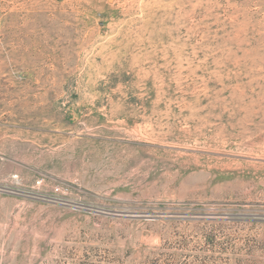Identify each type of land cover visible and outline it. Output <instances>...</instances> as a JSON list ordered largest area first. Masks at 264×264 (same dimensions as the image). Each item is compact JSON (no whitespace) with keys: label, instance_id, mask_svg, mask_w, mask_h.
I'll return each mask as SVG.
<instances>
[{"label":"rangeland","instance_id":"374dc122","mask_svg":"<svg viewBox=\"0 0 264 264\" xmlns=\"http://www.w3.org/2000/svg\"><path fill=\"white\" fill-rule=\"evenodd\" d=\"M0 264H264V0H0Z\"/></svg>","mask_w":264,"mask_h":264}]
</instances>
